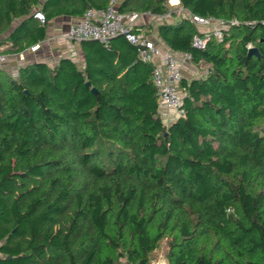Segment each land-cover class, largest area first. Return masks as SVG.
<instances>
[{
  "label": "trees",
  "instance_id": "trees-1",
  "mask_svg": "<svg viewBox=\"0 0 264 264\" xmlns=\"http://www.w3.org/2000/svg\"><path fill=\"white\" fill-rule=\"evenodd\" d=\"M108 2L0 0V52ZM180 5L237 23L204 48L187 17L156 25L157 44L206 64L182 79L184 113L168 124L153 65L124 36L78 42L81 61L0 65V264H150L162 241L167 264H264V0ZM118 10L168 8L121 0Z\"/></svg>",
  "mask_w": 264,
  "mask_h": 264
},
{
  "label": "built area",
  "instance_id": "built-area-1",
  "mask_svg": "<svg viewBox=\"0 0 264 264\" xmlns=\"http://www.w3.org/2000/svg\"><path fill=\"white\" fill-rule=\"evenodd\" d=\"M121 0H109L102 8H88L82 16L59 36L66 42L78 43L85 39L98 41L103 46H108L116 36H124L127 41L136 48L137 58L153 65L152 81L156 89L158 109L161 113L164 109H172L176 115L184 113L181 107L182 95L185 92L180 83L183 79L182 66L190 62L191 56L187 52L174 51L164 48L149 37L143 28L137 25L138 19L150 12H121L118 5ZM168 8L164 17L174 14L176 18L187 17L195 25L204 27L201 34L193 36L192 44L197 48H204L211 37L220 40L223 29L228 25L236 24V20L226 21L215 17H203L192 14L180 5V0H166ZM34 17L44 23V15L40 11L34 13ZM136 27L139 31H134ZM40 43L31 45L26 50L35 51ZM25 50V51H26ZM17 53L20 59L24 58V52ZM5 53H0V61L6 60ZM150 264H153L152 262ZM164 264V263H163Z\"/></svg>",
  "mask_w": 264,
  "mask_h": 264
},
{
  "label": "crops",
  "instance_id": "crops-1",
  "mask_svg": "<svg viewBox=\"0 0 264 264\" xmlns=\"http://www.w3.org/2000/svg\"><path fill=\"white\" fill-rule=\"evenodd\" d=\"M79 19L78 16L72 15H58L49 20L47 25V36L45 40L38 42L40 46L35 51L26 50L24 58L20 59L15 52L5 53L6 60L0 65L9 70L11 73L16 74L20 66L31 63L33 61L45 62L52 66L58 62L62 57H74L76 60L81 61L82 54L78 47V43L66 42L59 36L64 33L68 27L75 23ZM176 19L174 15L166 16L163 15H145L143 14L137 21L138 26H143L144 31H148L149 28L152 30L149 37L153 40H159L155 31L156 25L161 22H168ZM200 29L201 26H197ZM142 28V27H141ZM205 30V29H204ZM7 48V45L1 46L0 50ZM3 53V52H0ZM78 61V62H79ZM183 78L190 79L199 74L197 66L193 63L188 62L181 68ZM163 121L168 124L175 116V111L172 109H164L162 112Z\"/></svg>",
  "mask_w": 264,
  "mask_h": 264
},
{
  "label": "rangeland",
  "instance_id": "rangeland-1",
  "mask_svg": "<svg viewBox=\"0 0 264 264\" xmlns=\"http://www.w3.org/2000/svg\"><path fill=\"white\" fill-rule=\"evenodd\" d=\"M200 29H203L204 31V27H200ZM152 38V37H151ZM3 49V48H1ZM5 62V60L3 61H0V64ZM206 67V64H201V65H198L197 68H198V72L201 73L204 71ZM165 251H166V244L164 241L161 242L160 246L155 250V252L153 253V258H152V263L153 264H167L166 263V259H165ZM119 264H126L124 263L123 261H121Z\"/></svg>",
  "mask_w": 264,
  "mask_h": 264
},
{
  "label": "water",
  "instance_id": "water-1",
  "mask_svg": "<svg viewBox=\"0 0 264 264\" xmlns=\"http://www.w3.org/2000/svg\"><path fill=\"white\" fill-rule=\"evenodd\" d=\"M119 36H120V35H119ZM251 54H256V55H258V51H257V49H256L255 47H251V48L248 50V55H251ZM85 84H86V85H89L90 82L87 81ZM91 90H92L93 92H96V89H95V88H92Z\"/></svg>",
  "mask_w": 264,
  "mask_h": 264
}]
</instances>
